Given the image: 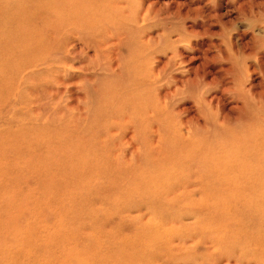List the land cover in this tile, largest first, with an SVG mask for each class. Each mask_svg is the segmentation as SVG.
<instances>
[{
  "label": "rangeland",
  "instance_id": "374dc122",
  "mask_svg": "<svg viewBox=\"0 0 264 264\" xmlns=\"http://www.w3.org/2000/svg\"><path fill=\"white\" fill-rule=\"evenodd\" d=\"M263 62L264 0H0V264H264L251 193L171 159L264 166Z\"/></svg>",
  "mask_w": 264,
  "mask_h": 264
},
{
  "label": "bare ground",
  "instance_id": "6f19581e",
  "mask_svg": "<svg viewBox=\"0 0 264 264\" xmlns=\"http://www.w3.org/2000/svg\"><path fill=\"white\" fill-rule=\"evenodd\" d=\"M42 1H45V0H42ZM45 6H46L45 3H43L39 5V7L36 6V8L38 7L37 10L40 13H50L51 8L44 9ZM19 28H21L23 33L21 34L22 36L20 37L17 46H15V49L18 52V56L22 57V53L24 52V50L21 44L23 43V41L28 45L30 43H35V42L38 43L39 38L43 36V40H44L46 38V35H41L38 37V34L41 33V31L39 30H37L36 32L33 31L31 34L30 32L32 30H31L30 24L28 23H26L24 27L21 26ZM8 40L9 39L7 38L6 44H9L11 47H14L12 41L11 40L8 41ZM74 54L76 53L74 52ZM39 59L40 58H38V60ZM262 64H263L262 66H264V62ZM49 94H53V92L49 91ZM176 126L177 127L175 128V131H179L180 133L183 127L188 128L189 125L187 124L185 120H180L176 124ZM126 141L130 143L131 148H132V153L134 154L137 150L136 146L134 145V143L131 141L130 138H126ZM187 146L188 148H183ZM256 146H257V139H253V138L251 140L249 139L248 141H245V143L241 147L234 148V150L232 151L233 154L231 158L229 157L227 158L226 156L225 161L220 162L219 159H217L216 155L213 156V148H208V150H205L203 152L201 150L194 149V147L190 148L188 142H183L180 145H175L173 148H176L177 150L184 149V151L183 152L175 151L177 153V156L172 155L171 159L173 161H176V163H178L177 166L179 165L181 169H185L188 167L189 169L180 170L178 167H176L175 172H174L175 179L172 180V184H174L177 181L176 179L179 176L183 179L189 178L187 181L181 182L180 186H191L193 183L197 181V177L190 171V170H193L191 169L193 168L191 166L192 161L197 158V160H199L200 162L204 164L203 166L206 169H204L203 171L201 170V172L203 174H206V178H207V179H204L200 177V175H198V181L200 182L205 181L209 183V181L207 180H210V179L213 180V176L216 173L217 177H221V179H223L224 182L227 181V183L239 185L240 188H243V191L251 193L252 196L250 200L252 202L253 210L264 212V166L258 162L250 163V158L253 153L260 155L256 151ZM236 152L243 154V155L236 156ZM170 154L168 155L167 153H165L164 158L170 157ZM180 172H186V173L181 175ZM148 181H151L152 183H156V184H163V185L170 183L168 177H165L164 175H156V176L152 175L149 179H146V182ZM178 182H180V180ZM161 197H162V194H161ZM165 199L172 200L173 198L166 197ZM210 225L209 227H211Z\"/></svg>",
  "mask_w": 264,
  "mask_h": 264
}]
</instances>
